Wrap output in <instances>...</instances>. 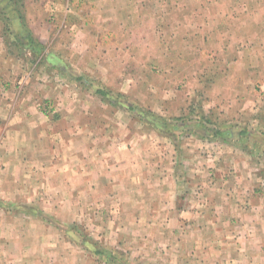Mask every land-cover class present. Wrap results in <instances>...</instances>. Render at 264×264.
Returning <instances> with one entry per match:
<instances>
[{
    "label": "rangeland",
    "instance_id": "374dc122",
    "mask_svg": "<svg viewBox=\"0 0 264 264\" xmlns=\"http://www.w3.org/2000/svg\"><path fill=\"white\" fill-rule=\"evenodd\" d=\"M219 129L264 166V0H0V264H248L152 167Z\"/></svg>",
    "mask_w": 264,
    "mask_h": 264
},
{
    "label": "crops",
    "instance_id": "0c3cea01",
    "mask_svg": "<svg viewBox=\"0 0 264 264\" xmlns=\"http://www.w3.org/2000/svg\"><path fill=\"white\" fill-rule=\"evenodd\" d=\"M161 144L155 152L149 151L156 157L152 167L157 173L158 183L163 181L165 185V180L173 182L169 185L175 194L182 187L178 183L181 181L177 175L178 167L186 164L192 173L188 176V199L192 208L187 211L196 215L190 219L221 221L220 229L207 228L210 237L217 238L215 244L220 240L231 241L235 249L233 256L242 263L264 262V188L261 187L264 186V166L255 161L259 155L246 152L244 144L239 139H230V135L212 140L188 135L184 141L171 143L163 140ZM171 164L174 165L172 176L171 170H167ZM198 182L202 185L198 186ZM164 197L165 192L154 204L162 205ZM200 206L206 209L199 212ZM207 211L212 212L211 217L202 214ZM213 243L214 239L207 240L205 248L209 254L213 253ZM216 264L225 263L216 261Z\"/></svg>",
    "mask_w": 264,
    "mask_h": 264
},
{
    "label": "trees",
    "instance_id": "16d2710c",
    "mask_svg": "<svg viewBox=\"0 0 264 264\" xmlns=\"http://www.w3.org/2000/svg\"><path fill=\"white\" fill-rule=\"evenodd\" d=\"M13 3L15 4V2H13ZM240 132H241V134H243V133L245 134L246 133V130L244 129V130H241ZM216 134L221 135L223 137H226V136L228 137L229 135L232 136V134H231V132L229 130L222 131L221 129H219L216 132ZM246 134L248 135V133H246Z\"/></svg>",
    "mask_w": 264,
    "mask_h": 264
}]
</instances>
